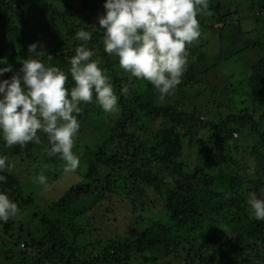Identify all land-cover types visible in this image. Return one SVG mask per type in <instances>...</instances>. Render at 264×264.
<instances>
[{
	"label": "trees",
	"instance_id": "obj_1",
	"mask_svg": "<svg viewBox=\"0 0 264 264\" xmlns=\"http://www.w3.org/2000/svg\"><path fill=\"white\" fill-rule=\"evenodd\" d=\"M104 2L0 0V58L6 57L8 64L16 70V65L11 61L19 65L24 59L36 58L27 49L32 43H37V51L45 53L39 57L45 66L58 67L67 72L75 48L83 44L93 51L92 59L97 60L104 72L107 70L109 73L119 107L118 112L106 114L95 103V97L92 103L80 105L82 111L77 117L80 129L87 127L92 136L89 143L76 142V148H80V144L85 146L79 152L73 150L80 157V166L73 173L63 170L64 162L58 156L48 155L50 146L42 133H39V144L30 142L23 148L19 145L9 147L0 139V156H6L9 165L13 161H30L31 171L36 173L33 179L46 168H51L55 179L48 182L51 191L57 180L66 174L81 177L80 182L68 188L59 199L53 197L46 213L40 218L41 227L32 244L38 256H19L15 264H75L76 249L65 243L62 233L68 225L72 227L73 221L84 211L100 208V204L123 199L132 205L133 196L147 197L149 193H155L162 199L167 222L158 221L154 223L158 228L152 226L138 231L134 228L141 224V219H136L130 225L131 231L125 232V237L106 241L101 253L103 263L136 264V260L139 264H156L159 258L166 257L174 250L172 246L177 243L176 237H189L198 243L204 264H247L250 256L253 257L251 263L264 264V221L251 216L248 197H245L249 192L257 194L261 190V182L255 179L246 192L245 188L251 181L247 182V178L242 180L239 172H243L245 166L236 156L249 149L248 145L238 146L240 139L249 133V137L254 138L252 153L264 161V24L245 33L239 23L232 21L234 25L231 24L232 16L238 12L232 0H210L209 11L212 15L206 16L212 18L209 19L211 23L221 26L217 32L221 40L216 52L219 56L212 58L202 54L200 47L189 45L188 65L184 73L186 81L177 86L175 94L161 101L151 84L117 68V62L104 52L102 33L92 29L94 12L98 10L103 15ZM251 6L262 12L264 0H252ZM198 19L202 28L199 16ZM233 26H237V30H233ZM84 27L92 32V39L87 42L75 40L74 34ZM247 34L249 41L243 39ZM18 39L20 42H15ZM235 39H240L239 45ZM201 47L204 48L203 52H208L204 45ZM220 58L228 63L238 61L243 67L238 79L227 80L223 89L212 87L208 79L210 72L219 66ZM204 85L210 90V96L203 99L202 91L195 92V89ZM72 86L73 81L69 76L65 87ZM193 90L202 99L186 110L182 98ZM223 91L230 95L227 101L220 98ZM242 92L247 96V102L244 100L240 103L235 99L240 93L243 96ZM210 99L218 105L212 107L216 113L219 105L228 107L229 102L235 103L239 110H234L236 113L229 114L219 123L211 122ZM206 132L209 133V141ZM185 148L200 149L193 169H188L181 161ZM38 155L43 157L42 161ZM88 156L90 160L86 159ZM202 158L207 164L202 163ZM217 161L220 164L211 171L212 164ZM87 168L89 173L85 174L83 171ZM0 175L6 177V182L0 183V189L16 190L13 202L18 205L20 213L23 204H31L32 198H22L17 188L19 179L11 171L5 169ZM201 194L208 199L209 209L200 199ZM106 211L98 213L103 217ZM114 211L110 210V215ZM209 212L218 218L229 219L227 223L232 237L226 238L209 231L204 224ZM91 219L93 222L96 220L94 217ZM0 226L2 232L5 231V235L12 239L14 217L0 222ZM20 230L23 231L22 228ZM149 247L156 248V254L147 255ZM111 252L116 253L117 257L113 262L109 259ZM7 264H11V261Z\"/></svg>",
	"mask_w": 264,
	"mask_h": 264
},
{
	"label": "clouds",
	"instance_id": "obj_2",
	"mask_svg": "<svg viewBox=\"0 0 264 264\" xmlns=\"http://www.w3.org/2000/svg\"><path fill=\"white\" fill-rule=\"evenodd\" d=\"M209 7L210 0H105L104 14L98 17L103 50L132 77L151 84L163 101L181 84L188 65L187 48L201 36L198 16H211ZM85 29L73 38L90 41L92 32ZM37 48V43L29 45L28 53L36 58L20 61L17 74L0 79V139L9 147L23 148L30 142L39 144L42 133L50 146L48 155L58 156L63 170L73 173L80 166V157L73 151L81 127L80 105L92 103L95 97L104 113L113 114L119 111L118 96L110 77L92 59L93 51L83 44L75 48L67 72L45 66L39 59L45 53ZM11 72L7 58H0V77ZM69 76L73 86L66 88ZM7 159L0 156V172L11 167ZM35 179L47 183L42 174ZM4 182L6 177L0 175V183ZM247 205L252 217L264 221V198L249 192ZM18 212V205L0 191V222Z\"/></svg>",
	"mask_w": 264,
	"mask_h": 264
},
{
	"label": "rangeland",
	"instance_id": "obj_3",
	"mask_svg": "<svg viewBox=\"0 0 264 264\" xmlns=\"http://www.w3.org/2000/svg\"><path fill=\"white\" fill-rule=\"evenodd\" d=\"M251 1L252 0H232V4L237 7L238 12L237 14H234L232 16L231 24L232 21L239 23L240 24L239 27L245 33H248L249 31H252L260 27L262 24H264V11L259 12L257 9L254 10L251 6ZM101 4L102 1L99 3V5ZM258 14H260V17H258ZM94 16H95L94 17L95 20L93 22V27L96 28L97 31L102 33V30L99 29V25H98V17L102 16V12L96 10V12H94ZM199 18L201 19V24H203L201 26L202 28H200L201 36L198 38L197 41L193 42L191 46L200 47L202 54L210 55V57L212 58L215 56H219L217 55L216 52L221 46V40L217 32L221 26L218 24L211 23L210 20L212 18L209 17L210 19L209 20L206 14L200 15ZM232 29L237 30V26H233ZM243 39H247V41L250 40L248 34L246 36H243ZM235 41H238V45H239L240 39H235ZM15 42H20V39H18ZM201 45H204L205 50L208 51L207 53L203 52L204 48L201 47ZM109 57H111V59L117 62L116 67L120 68L117 58L114 56H109ZM11 62H13L16 65L15 67L16 70L13 69V72L6 73L3 77H0V79H10L12 75L17 74L19 72L21 64L18 65L17 62L15 61H11ZM106 71L107 70H105V74L109 76V73H107ZM241 71H243V67H241L238 61L234 60L233 63L232 62L228 63L225 62L223 59H221L219 66L217 68H214V71L210 72L208 77L209 83L211 84L212 87L215 88L220 87L221 89H223L225 87L224 83L226 82L227 84L229 80L233 81V79L236 78L238 79L239 75L241 74ZM9 75L10 77H8ZM183 81L184 82L186 81L184 75L182 77L181 82ZM110 82H111V77H110ZM197 90L202 91L203 99L207 97L209 98L210 90L206 89L205 85L195 89V92ZM242 94L243 96L241 95V93L238 94L235 99L236 100L238 99L237 101H239L240 103L241 101L244 100H246L247 102L248 101V99L246 98L247 96H245L244 92H242ZM229 96L230 95H227L223 91L222 97L220 98L222 101H227ZM186 98H188V100ZM201 99L202 98L199 95H196L193 90L191 91V93L185 94V97L182 98V103H184L186 110L188 109L190 110V108H192L191 105L193 103L200 102ZM209 101H211L212 103L210 102L208 104V102L205 101V104H208L210 107L209 120L211 122L219 123L223 119H225L229 114L236 113L234 110L237 111L239 110V107L235 103L232 104L231 102H229L228 104L230 106L228 107H225L224 104L220 103L221 104L219 105L220 108L218 110V113H216L214 109H212V107H217L218 106L217 103L213 102L211 99ZM249 101L251 102V100ZM259 110L260 109H257L256 111ZM259 113H261V110ZM157 124L159 125V122H157ZM157 127L158 126L156 125V128ZM247 135L248 136H246L245 138H242L240 134H238V137L242 138L240 139V144L238 146L239 147H245V146L247 147V145L249 146V149H247L245 152L243 150L240 155H236L238 159L241 160V165L245 166V170L239 173L241 174L242 180L247 178V182L251 181L248 183V186H246L245 188L246 192H248L247 189L249 188V185L251 186L252 182L255 179H259L261 182V184L259 185L261 190H258L257 195L260 198H264V191H262L264 190V161L263 159H260L257 155H254V153H252L254 149L253 148L254 138H252L253 136L249 137V135H251L249 133ZM91 136H92V132L87 127H83V129H80L77 137L75 138V145L77 141H80L82 143H89V141L91 140ZM205 136L206 139L209 141L208 132H206ZM75 145L73 150H75L76 152L77 150L79 152L85 146L80 144L81 147L76 148ZM199 151H200L199 148L196 149L185 148L183 150L184 156L182 157L181 161L183 160V163H185L188 166V169H193ZM206 157L210 159L208 155H206ZM38 158L41 161L43 160V157L41 155H38ZM86 159L90 160L91 157ZM206 162L207 161L204 158H202V163L207 164ZM221 162H223V160H221ZM219 164L220 163L218 161L213 163L212 164L213 166H211V171H214L215 169L214 167H216ZM30 167H31L30 161L27 162L19 161L17 163L13 161L11 168L7 169L8 171H11L15 176L18 177L20 188L19 187L17 188L18 191H21L22 198L25 200V199H30L31 197L32 201L31 204L24 203L22 206L23 210L14 217L15 228L13 229L14 234L12 239H9L5 235V231L2 232L1 230L2 227L0 226V264H3V262L7 264L9 261H11V264H15L19 256L20 257H23L24 255L38 256V253L35 250H33L32 244L34 240H36L37 238L36 233L41 227L40 218L44 213H46L47 206H49V204L52 203L53 197H55L54 198L55 200L59 199L68 188L80 182L81 180V177L77 174H66L62 176L59 180H57V182L55 181L56 182L55 187L51 191L48 182L55 180L53 178L51 168L50 169L46 168L45 171H42L40 173V175L42 174L46 176L48 180L46 184H40L35 179L39 175L37 174L33 179V175L36 173H34L33 170L31 171ZM83 172L85 174H88L89 168H87V170ZM257 189H259L258 186ZM0 191L6 193L9 196V198L12 201H14L16 190L0 189ZM199 196L200 199L204 201V203L207 205V208L209 209L208 199L203 194ZM245 197H248V194H246ZM131 200H132V205L130 201L125 202V200L123 199L116 202L104 203V205L100 204V208L93 209L90 212L84 211V213L81 216L77 217L73 221L72 227L71 225H68V228H66L62 233L64 236V240L66 241L65 243H67L68 246L70 247L72 246L76 249L74 253V257H77V262L75 264H90V262H93L94 264H105L103 263L101 253L103 251L104 245L107 243L106 241L108 239L125 237L126 234L125 232L131 231L130 225L136 219H141V224L136 225L137 227L134 228L138 231H142L143 229L150 228L152 226L158 228V226H154V223L158 221H161V223L167 222V214L165 213L164 207L162 205V199L158 195H155V193H149L147 197L142 195H135L131 198ZM112 209L115 210L114 211L115 213L110 215L109 211ZM105 210L107 211L102 217L98 213V211L104 212ZM92 217L96 219L95 222H93L92 219L90 220V218ZM108 218H110V220H107ZM228 220H229L228 218L227 219L222 217L218 218L216 215L210 214L209 212V214L207 213V215L204 218L205 221L204 224L205 226L208 227L211 233H217L218 235L227 238V237H232V230L230 229L227 223ZM20 228H22L24 232L21 231ZM175 239L177 243L172 246L174 250H172L166 257L159 258V261L156 264H204L205 263L204 259L201 260L200 258L198 251L199 249L198 243L194 242V240H191L189 237L187 238L176 237ZM194 247H195V251H193ZM155 249L156 248L149 247L146 251L147 255H153L154 253L156 254ZM114 258H117L116 253L111 252L109 255L110 261L113 262ZM5 260H9V261L6 262ZM251 260H253L252 256L248 258L249 263L247 264H255V261H253L254 263H251L250 262ZM62 262L64 263V261ZM73 263L74 262H68L67 264H73ZM134 263L139 264L136 260Z\"/></svg>",
	"mask_w": 264,
	"mask_h": 264
}]
</instances>
